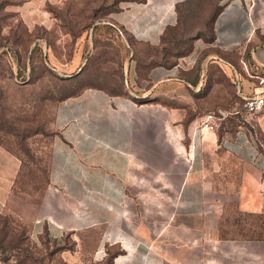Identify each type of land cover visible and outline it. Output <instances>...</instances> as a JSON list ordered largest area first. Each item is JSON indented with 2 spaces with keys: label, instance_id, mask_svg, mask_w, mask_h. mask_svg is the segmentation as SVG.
<instances>
[{
  "label": "crops",
  "instance_id": "crops-1",
  "mask_svg": "<svg viewBox=\"0 0 264 264\" xmlns=\"http://www.w3.org/2000/svg\"><path fill=\"white\" fill-rule=\"evenodd\" d=\"M16 1L30 29L63 27L55 69L85 81L55 111L32 243L54 245L64 264H264V113L241 108L264 74V0H221L212 42L172 67L160 63L162 37L187 0H117L91 21L78 15L85 0ZM61 11L64 22L52 15ZM224 107L234 111L221 136L215 120L201 127ZM216 151L241 167L235 191L209 177ZM17 168L0 148V213ZM231 196L255 222L245 225L251 237L223 225L220 201Z\"/></svg>",
  "mask_w": 264,
  "mask_h": 264
},
{
  "label": "rangeland",
  "instance_id": "rangeland-1",
  "mask_svg": "<svg viewBox=\"0 0 264 264\" xmlns=\"http://www.w3.org/2000/svg\"><path fill=\"white\" fill-rule=\"evenodd\" d=\"M220 1L192 0L180 7L182 28L177 35L182 41L178 46L170 47L172 52L187 50L191 45L192 52L197 41L210 43V13L213 7L219 9ZM76 3L81 6L84 0ZM85 3L87 10L78 15L90 18V21L100 13L114 9V0H85ZM17 7L16 0H0V148L13 156L18 164L11 179L7 203L0 213V225L2 220L6 221L7 235L5 239L0 235V264H64L55 256L54 245L50 248L46 242L39 246L32 243L28 236V219L35 215L40 198L48 189L56 108L67 97L75 95L82 84H75L55 69V66L64 65L63 27L61 30L30 29L16 13ZM96 9L97 14L94 13ZM52 15L62 22L65 20L63 11ZM38 37L41 40L35 42ZM45 41L57 59H49ZM172 61L169 59V63ZM233 111V107L211 111L219 136L223 127L226 128L222 119ZM207 165L215 170L209 177L214 179L217 188L235 191L241 169L235 160L216 151L207 159ZM222 200L220 204L225 202L223 225L233 226L234 235L243 225L255 223L239 213L232 196Z\"/></svg>",
  "mask_w": 264,
  "mask_h": 264
},
{
  "label": "trees",
  "instance_id": "trees-1",
  "mask_svg": "<svg viewBox=\"0 0 264 264\" xmlns=\"http://www.w3.org/2000/svg\"><path fill=\"white\" fill-rule=\"evenodd\" d=\"M116 1L117 0H114V2H116ZM191 1L192 0H187L183 4L178 5L176 7V12L178 13L180 7H182L184 5H187ZM220 10H221V6L219 7L218 10L216 9V7H213V9H212L213 12L210 13V15H211V17H210V24H211L210 31H211V36H210V39H209L210 40V43L213 40V36H212V23H213V20H214L215 15L218 14ZM180 28H182V26H181V21L179 19V13H178V23H177L176 27L174 29H170V30L166 31V35H164L162 37L163 43H166V44H163V47L161 49L162 59H161V62L160 63L163 66L172 67L175 64L176 59H178V58H180V57H182L184 55H187L192 50V48H191L192 45L191 46H188L187 50H184V48H183V50L176 51L175 53L170 50V47H172V48L173 47H176L182 41V38L181 37H178V35H177V31ZM39 40H41V39L38 37V38L35 39V42H38ZM187 41L190 42L191 40H187ZM46 44L49 47V43L46 42ZM169 59H171V60L173 59V61L171 63H169ZM66 78L74 81L75 84L78 83V82H80L82 84V87L84 86V82L85 81H84V79L82 77H76V78L66 77ZM82 87L80 89H82ZM80 89L77 91V93L75 95H70L67 98H70V97H73V96L78 95L80 93ZM55 135H56V133H55ZM1 223L2 224L0 225V235H3V238L5 239V237L7 236L6 235V232H5L6 221H3L2 220ZM240 236H242V237H251L250 234L247 232V230L245 228V225H243L242 227H240V232H238V230H237L236 237H240Z\"/></svg>",
  "mask_w": 264,
  "mask_h": 264
},
{
  "label": "built area",
  "instance_id": "built-area-1",
  "mask_svg": "<svg viewBox=\"0 0 264 264\" xmlns=\"http://www.w3.org/2000/svg\"><path fill=\"white\" fill-rule=\"evenodd\" d=\"M255 83V91L252 95L243 99L241 108L246 116L254 117L264 113V74L252 76ZM213 120V116L209 115L202 122V128L213 130V126L209 125V121Z\"/></svg>",
  "mask_w": 264,
  "mask_h": 264
}]
</instances>
